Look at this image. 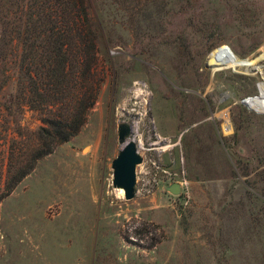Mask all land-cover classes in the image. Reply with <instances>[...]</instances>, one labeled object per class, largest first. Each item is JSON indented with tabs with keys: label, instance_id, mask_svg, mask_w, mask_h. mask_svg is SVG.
<instances>
[{
	"label": "rangeland",
	"instance_id": "374dc122",
	"mask_svg": "<svg viewBox=\"0 0 264 264\" xmlns=\"http://www.w3.org/2000/svg\"><path fill=\"white\" fill-rule=\"evenodd\" d=\"M85 2L103 81L0 201V264H264V0ZM12 111L3 165L4 134L35 146L42 124ZM122 121L143 158L131 199L112 183Z\"/></svg>",
	"mask_w": 264,
	"mask_h": 264
},
{
	"label": "trees",
	"instance_id": "16d2710c",
	"mask_svg": "<svg viewBox=\"0 0 264 264\" xmlns=\"http://www.w3.org/2000/svg\"><path fill=\"white\" fill-rule=\"evenodd\" d=\"M97 53L85 0H0V91L15 82L14 92L0 94V111L11 116L14 105H27L42 115L35 146L22 148L19 132L3 136L0 201L39 158L80 131L103 81ZM3 118L0 113L1 126Z\"/></svg>",
	"mask_w": 264,
	"mask_h": 264
},
{
	"label": "water",
	"instance_id": "95a60500",
	"mask_svg": "<svg viewBox=\"0 0 264 264\" xmlns=\"http://www.w3.org/2000/svg\"><path fill=\"white\" fill-rule=\"evenodd\" d=\"M244 104H247L243 100ZM133 135V125L122 121L117 127V138L121 148L112 160V183L115 187L123 190L125 199L135 196L136 189V166L142 162L139 144ZM165 188L173 194H179L181 184L172 182Z\"/></svg>",
	"mask_w": 264,
	"mask_h": 264
},
{
	"label": "bare ground",
	"instance_id": "6f19581e",
	"mask_svg": "<svg viewBox=\"0 0 264 264\" xmlns=\"http://www.w3.org/2000/svg\"><path fill=\"white\" fill-rule=\"evenodd\" d=\"M139 89V88H138ZM139 91H140V89H139ZM120 189V188H119ZM121 195L123 196V190L121 189Z\"/></svg>",
	"mask_w": 264,
	"mask_h": 264
}]
</instances>
